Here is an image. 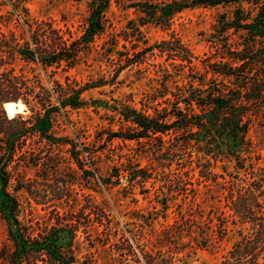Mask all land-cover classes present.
Wrapping results in <instances>:
<instances>
[{"label": "trees", "instance_id": "obj_1", "mask_svg": "<svg viewBox=\"0 0 264 264\" xmlns=\"http://www.w3.org/2000/svg\"><path fill=\"white\" fill-rule=\"evenodd\" d=\"M109 1L92 0L90 15L79 35L52 20L31 17L26 7L17 14L21 31H7L0 24V211L8 222L14 245L9 254L10 264H75L73 238L81 227H88L89 214L87 219L82 212L71 210L72 217L67 219L65 213L53 208L55 222L33 233L21 223L19 204L7 190L8 165L32 136L53 143L60 141L53 135L54 116L60 111L67 112L68 108L81 107L83 92L97 84L81 85L70 71L84 61L96 39L106 32ZM231 1L238 0L132 1L129 4L142 14L141 25L151 21L170 33L149 43L141 25L131 20L106 42L102 55L113 67V79L132 66L145 71L153 67L154 79L163 92L162 101L147 105L154 109V114L125 107L136 126L115 135L140 143L146 139L149 144L157 139L156 151L162 150L168 141L163 153L179 156L180 164L194 161L192 148L198 154L202 152L197 155L200 176L189 182L197 184L192 190L198 191L203 184L206 199L223 204L218 215L220 237L226 235L230 219L234 224H243L245 229L221 264H264V165H251L246 173L237 171L228 178L214 171L210 160H200L211 154L217 159L224 153V144L230 148L249 147L252 144L249 132L255 122L264 127V0H255L258 5L251 9L238 4L232 15L221 13L209 38L214 52L205 57L197 55L172 29L175 15L186 7ZM120 39L124 40L123 50L118 48ZM158 57L163 61H155ZM21 61L39 65L46 77L36 73L33 66L18 68ZM11 101L22 102L33 112L36 107L40 110L29 118L21 113L10 116L4 104ZM166 135L172 137L166 140ZM184 155L188 158L182 160ZM87 156L91 158L90 153ZM75 160L80 168L84 167L78 152ZM140 172L142 169L130 171V179H136ZM166 182L187 190L178 178H168ZM196 206V211L180 212L173 223L162 229L155 227V218L150 216L145 220L151 226L149 231L142 223L133 221L134 228L126 223L125 232L129 235L123 233L120 243H115L121 263L184 264L182 258L193 253L198 244L194 234L201 227L198 216L203 215V208L199 203ZM215 209L212 205L209 210V222L214 220ZM91 210L94 221L106 226L109 239L114 234L109 228L110 214L99 205H93Z\"/></svg>", "mask_w": 264, "mask_h": 264}, {"label": "rangeland", "instance_id": "obj_2", "mask_svg": "<svg viewBox=\"0 0 264 264\" xmlns=\"http://www.w3.org/2000/svg\"><path fill=\"white\" fill-rule=\"evenodd\" d=\"M132 1L136 0L109 1L106 32L96 39L92 52L84 61L70 71L81 85L87 82L97 84L83 92L84 103L81 107L68 108L67 112L60 111L54 116L53 135L60 141L53 143L47 138L32 136L23 148L16 151L8 165L10 177L7 190L19 204L21 223L32 229L33 233L55 222L52 217L56 214L51 213L53 208L65 213L67 219L72 217L71 210L82 212L87 219L89 214L91 221L88 227H81L73 238L75 264H134L133 261L121 263L115 245L120 243L123 233L129 235L125 232L126 223L132 228L134 222L142 223L145 230L149 231L151 226L145 220L150 216L155 218V227L162 229L167 223H173L180 212L188 214L196 211L199 203L203 215L198 216L201 227L194 234L197 248L182 258L183 263L221 264L224 255L245 229L243 224H234L230 219L226 235L220 237L218 215L219 207L223 204L209 202L203 184L198 191L192 190L197 184L189 182L196 181L200 176L197 155L202 152L198 154L196 148H192L194 161L180 164L179 156L163 153L167 151L168 141L162 150L156 151L157 139L149 144L146 139L140 143L115 135L126 133L136 126L125 107H135L139 111L154 114V109L147 105H157L163 100L162 87L154 79L153 67L145 71L138 70L139 66H132L113 79V67L102 55L106 42L129 25L131 20L141 25L142 14L129 4ZM254 1L238 0L186 7L175 15L172 29L197 55L205 57L214 52L209 38L220 14H234L238 4L245 6V9L254 8L258 5ZM91 4L92 0H0V24L7 31H21L22 26H17V14L18 10L26 7L31 17L52 20L57 26L68 27L75 35H79L90 15ZM141 27L149 43H155L170 33V30L151 21L143 22ZM123 42L120 39L119 49H124L121 46ZM126 43L128 47L131 46ZM155 61H163V58L158 57ZM21 66H33L36 73L46 77L44 70L37 64L21 61L18 68ZM37 110L40 108L36 107L33 112L24 104L20 113L29 118L35 116ZM164 137L168 140L172 136ZM249 137L252 141L249 147L230 148L224 144V153L219 154L217 159L211 154L200 160H210L212 169L228 178L237 171L246 173L251 165H264V127L256 121ZM77 152L84 160L83 168L75 160ZM88 153L91 158L87 156ZM186 158L188 155H184L182 160ZM137 169H142V172L136 179H130V171ZM167 177L178 178L181 186L187 187V190L167 183ZM33 187L36 190H28ZM93 205L103 207L112 218L109 228L114 234L109 239L106 226L94 221ZM212 205L216 209L214 220L209 222ZM189 239L185 237V240ZM13 248L8 222L0 211V264H10L9 254Z\"/></svg>", "mask_w": 264, "mask_h": 264}, {"label": "bare ground", "instance_id": "obj_3", "mask_svg": "<svg viewBox=\"0 0 264 264\" xmlns=\"http://www.w3.org/2000/svg\"><path fill=\"white\" fill-rule=\"evenodd\" d=\"M5 108L10 116H14L16 112L21 111L24 104L22 102H7L4 104ZM18 108V109H17Z\"/></svg>", "mask_w": 264, "mask_h": 264}, {"label": "water", "instance_id": "obj_4", "mask_svg": "<svg viewBox=\"0 0 264 264\" xmlns=\"http://www.w3.org/2000/svg\"><path fill=\"white\" fill-rule=\"evenodd\" d=\"M5 103H7V102H5ZM18 109V108H17ZM16 113H20V111H18V112H16Z\"/></svg>", "mask_w": 264, "mask_h": 264}]
</instances>
